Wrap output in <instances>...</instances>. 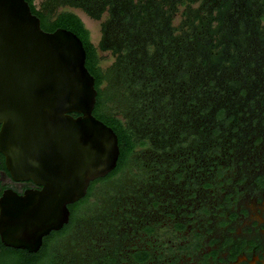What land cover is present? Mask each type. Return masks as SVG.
Returning <instances> with one entry per match:
<instances>
[{"label": "trees", "instance_id": "1", "mask_svg": "<svg viewBox=\"0 0 264 264\" xmlns=\"http://www.w3.org/2000/svg\"><path fill=\"white\" fill-rule=\"evenodd\" d=\"M25 1L41 29L81 41L91 113L119 153L37 251L0 242V264H160L152 231L171 199L204 189L210 205L238 167L264 158V0ZM63 7L106 13L96 45ZM98 50L112 57L104 68Z\"/></svg>", "mask_w": 264, "mask_h": 264}, {"label": "water", "instance_id": "2", "mask_svg": "<svg viewBox=\"0 0 264 264\" xmlns=\"http://www.w3.org/2000/svg\"><path fill=\"white\" fill-rule=\"evenodd\" d=\"M84 59L74 33L44 31L25 0H0V154L12 180L39 186L2 190L3 246L37 251L67 223V205L116 164V135L91 113L96 90Z\"/></svg>", "mask_w": 264, "mask_h": 264}, {"label": "flooded vegetation", "instance_id": "3", "mask_svg": "<svg viewBox=\"0 0 264 264\" xmlns=\"http://www.w3.org/2000/svg\"><path fill=\"white\" fill-rule=\"evenodd\" d=\"M7 188L21 194L39 186L12 180L3 165L0 194ZM208 203L203 189L188 199H171L169 214L156 216L167 223L154 226L152 235L162 226L172 236L165 241L155 236L160 264H264V158L238 167L219 197Z\"/></svg>", "mask_w": 264, "mask_h": 264}, {"label": "rangeland", "instance_id": "4", "mask_svg": "<svg viewBox=\"0 0 264 264\" xmlns=\"http://www.w3.org/2000/svg\"><path fill=\"white\" fill-rule=\"evenodd\" d=\"M33 2L35 5H38L40 0H33ZM58 10H67V11H71L74 14H76L80 18L84 27L88 30L90 41L94 45L97 44L99 36H100V25H101V22L106 18V13H103L99 19H92L88 17L83 11L77 8L63 7V8H59ZM177 21H178V15L175 16L173 23L175 24ZM97 54L99 56V66L100 67L104 68L110 63L112 57L108 51L98 50ZM155 234H156L155 236L159 240L165 241L167 238H172L168 230L163 228L162 226H159V229L155 230Z\"/></svg>", "mask_w": 264, "mask_h": 264}]
</instances>
